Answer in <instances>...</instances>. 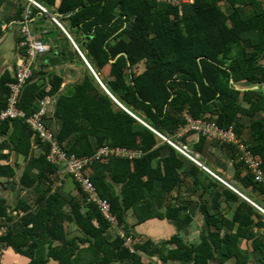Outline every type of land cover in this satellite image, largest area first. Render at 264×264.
<instances>
[{"label":"trees","instance_id":"1","mask_svg":"<svg viewBox=\"0 0 264 264\" xmlns=\"http://www.w3.org/2000/svg\"><path fill=\"white\" fill-rule=\"evenodd\" d=\"M4 1L0 0V6ZM38 1L65 23L76 42L82 40L78 41L80 51L104 87L137 118L113 101L73 46L70 52L64 49L60 53L53 47L48 57L40 60L39 70L34 67L33 77L21 91L18 108L32 117L41 102L54 100V117L61 120L57 142L68 154L91 159L89 180L99 197L109 202L117 225L105 218L75 176V194L56 183L57 166L47 158L53 142H42L25 120L5 121L0 125V177L14 179L19 165L12 166L9 159L12 153L22 157L26 165L20 186L34 191V205L44 206L33 212L26 202H18L15 210L25 213L19 220L22 229L0 236V243L28 258V264H210L222 245L226 251L221 259L246 264L248 257L241 247L255 239L252 229H240L236 237L219 240L217 232L221 229L215 232L218 221L209 212L207 219L213 231L200 244L187 245L179 235L154 243L130 233L126 215L135 210L134 224L155 218L150 206L161 201L144 200L166 197L182 184L178 170L183 163L178 152L173 147L171 155L161 159L159 137L138 119L164 134L174 133L185 122L181 115L187 111L195 119L215 120L223 128L233 125L240 135L238 115H252L261 109L258 102H253L251 109L241 108L242 93L235 85L264 84V0H195L182 9L157 0ZM23 15L19 10L20 20ZM54 32L46 35L53 43L57 41ZM65 62L82 66L80 80L68 89L56 71ZM14 83L16 75H2L0 110L6 109L8 86ZM250 93H243L245 100L252 101ZM260 137V144L250 146L264 169V135ZM116 146L142 149L145 156L134 163L115 155L110 159L99 156L102 148L113 150ZM248 171L245 177L264 185V179L257 181ZM198 173L194 168L190 175ZM157 180L163 182L160 190L154 186ZM120 181H124L122 199L115 186ZM9 210L1 199L0 228H5L3 219L12 220ZM183 211L180 207L176 215L167 216L180 231L192 221L190 216H181ZM243 216L239 212L237 221L250 223L251 219Z\"/></svg>","mask_w":264,"mask_h":264},{"label":"crops","instance_id":"2","mask_svg":"<svg viewBox=\"0 0 264 264\" xmlns=\"http://www.w3.org/2000/svg\"><path fill=\"white\" fill-rule=\"evenodd\" d=\"M35 1L44 9H46L41 3H39L38 0ZM59 2L60 0H58V3ZM19 10H23L24 18L22 20H20L18 17ZM46 11V13L41 11L38 6L34 5L28 0H5L2 3L0 6V79L5 73H10L13 77H15L17 71L22 66L27 54L26 47H23V42L26 39L24 34L25 30L29 31L36 37L44 39V43L49 47L48 53L40 55L37 59L35 70H39L40 60L44 57H48L47 54L53 51V47L55 46L59 48V53L64 49H67L68 52H70L72 46L78 52V50L75 48V45L79 48V42L82 40L78 38V41H80L76 42L74 40L75 37L72 36L71 32L69 33L66 30L65 27L67 26L65 23L62 24L59 22L63 26L62 29L54 22L52 18L53 16L56 17V15L50 14L47 9ZM33 13L35 16H31ZM44 14L48 17L44 16ZM54 25L58 26V28L65 34L67 40L62 37L61 32H59ZM50 30L55 31L54 33L57 37V41L55 43L49 40L46 36ZM80 53L82 54L81 51ZM82 56L84 57L83 54ZM262 62L264 64V57ZM71 66L73 68H71ZM67 69L69 70L68 75H71V77L67 82H70V84H66L67 78H64L66 85L65 89L76 85L80 80L82 66L75 62H65L58 65L56 71L58 74L64 77V73L67 71ZM74 75L78 76V80L76 79L75 83L72 84V76ZM99 80L101 81L100 78ZM231 84H234V80H231ZM235 89L242 93L240 97V107L244 110L251 109L253 107V102H258L262 106L261 109H258L255 114L251 115L244 113L238 115L236 123L241 126L240 135H238L234 126L231 125L234 128L235 134L239 138V141L246 145L244 147L253 151L250 145L253 146L260 144L258 137L264 135V84L252 87L235 85ZM246 91L251 92L250 100L252 101H247L244 99L243 93ZM106 93L110 95V97L118 106L121 105L113 97V95L109 93V91ZM53 103L54 100L51 99V103L48 105L50 108L47 109L45 123L54 132L55 144L59 146L60 149H62L61 145L56 140V136L58 135L61 127V120H58L54 117ZM138 120L141 121L140 119ZM141 122L149 127L153 132H155L154 130L156 129L151 125H148L143 120ZM183 123L184 122L181 124ZM259 123H261L262 126L256 127L255 125ZM181 124H179L174 130V133H160L171 138L173 141L179 144L186 145L189 149V152L197 157L199 163L193 160L191 161V159L189 160L183 156L178 149L160 138V136L155 132L159 137V146L161 145V159L169 157L171 155V148L173 147L178 152V159L183 163V166L178 170V173L182 179V184L177 190L173 191L166 197H157L155 199L154 197L152 198L150 196L148 199L144 200L161 201V203L157 206H150V211L155 218L145 223L134 224L137 222L135 210H129L126 216L128 224L132 227L130 228V233H132L134 236L142 237V239H150L154 243L166 242L171 240L174 236L179 235L187 245H198L201 243L203 238L208 237L211 231H213V227L210 226L207 219V216L210 212V214L214 215L216 221H218V225L215 226L214 229L215 232L218 229H221V232H217L219 240L225 236L236 237L238 234L237 232L240 231V229H252V231L255 233V239H257L258 242L255 243L256 245H254V242L256 241L255 239L247 240V243L243 242L241 247L242 253L244 256L248 257L246 264H264V185H257L254 182H251L248 177H245V175L249 174L250 172L248 171V166L240 161L242 149L239 147V145L220 142L195 131H189L181 136L176 135V131L179 129ZM26 125L33 132H35L27 123ZM11 133L12 131L8 134L7 140H10ZM93 143L95 144L96 141L93 140ZM119 148H124L133 152H141L142 157L137 158L139 160L145 156V152L142 149H130L126 147ZM4 152L8 153L9 151L6 150ZM39 153L40 151L37 150L36 154ZM87 157L88 156H83L81 158ZM108 159H110V157ZM124 159L131 161V163H134V161L137 160L128 158ZM9 163L12 166L17 163L19 167L17 168L18 172L14 179L9 180L5 177H0V200L4 199L6 201L7 205L10 207L9 216L12 217L11 221H6V219H3L5 228H0V236L7 234L9 231L18 232L22 229L20 228L19 220L25 213L15 210L18 202H26L29 207L31 206L30 208L33 210V212H37L41 207L44 206V204L40 206L34 205L37 197L34 191L24 190L20 186V177L22 170L26 165L24 159L22 157H16L15 153H12ZM53 165L57 166L58 180L56 183L59 186H62L66 191H75L77 189V184L73 176H70L66 173V164L60 163ZM194 168H198L199 170L197 176H192V174L190 175ZM210 171L216 173L231 186L229 187L225 185ZM117 176L118 178L122 177L121 173H118ZM120 182V184L116 183L115 186L117 187L116 190L118 191V195L122 199V191L120 188L122 187V183L124 181ZM262 183L264 184V180ZM154 186L156 189L160 190L163 187V182L161 180H157L155 181ZM43 187L46 188V185L43 184ZM229 192L234 194H229ZM75 193H77V191H75L74 194ZM257 206L259 209L261 208L263 212L259 211ZM180 207L181 209H184L181 214L182 217L190 216L192 218L191 223L188 226L183 227L181 231L178 230L179 227L174 220L167 219V216L169 215H176L177 212L175 211ZM239 212L243 213L244 218H250V223L238 222L237 216ZM73 228H75V226H73ZM118 230L119 233H124L120 228H118ZM254 246H257L258 249L254 248ZM225 251V246L222 245L221 249H219L217 253L218 258L216 257V260L212 261L210 264H237L235 259L223 260L220 258L223 255L222 253ZM28 263V258L17 254L7 244L0 243V264Z\"/></svg>","mask_w":264,"mask_h":264},{"label":"built area","instance_id":"3","mask_svg":"<svg viewBox=\"0 0 264 264\" xmlns=\"http://www.w3.org/2000/svg\"><path fill=\"white\" fill-rule=\"evenodd\" d=\"M28 1L38 6L43 12H46V10L35 0ZM157 1L170 5L172 7L182 9L185 5L193 4L195 0ZM55 22L63 29V26L57 20H55ZM24 34L26 36V39L23 42V47H26L27 54L22 66L16 73V83L9 85L10 94L8 97L7 107L4 110H0V125L5 121L25 120V122L39 134V138L42 140V142H53L51 150L47 156L48 161L52 164L65 163L66 173L72 174V176H75L74 178L80 181V183L84 187V190L88 194H90V199L95 201V203L99 205L101 212L105 216V218L108 219L112 224L117 225L116 217L111 212V206L109 202L99 197L97 191L92 186L89 180V166L92 162L91 159H89V157L78 158L76 155H69L55 144L54 132L45 123V117L47 116V107L48 105H50L51 100L46 99L45 101L41 102L38 112L32 117H27L25 113L18 108V101L21 96V91L23 87L28 83V81L33 77V69L35 67V63L37 62V59L40 55H44L49 51V47L44 43V39L32 35L27 30L24 31ZM75 47L80 53L79 48L76 45ZM80 56L82 57L81 53ZM182 119L185 120V122L179 126V129L176 131V135L181 136L189 131H195L199 134H203L211 139L218 140L220 142L237 144L242 149L241 160L245 161L248 169L253 173L255 180L262 181L264 179V169L261 166V161L253 154L252 150H248L246 147H244L246 145L239 141V138L235 134L234 128L232 126L223 128L215 120L195 119L187 111H184L182 113ZM154 131L163 140L167 141L176 149H178L183 156H185L189 160L191 159V161L193 160L199 163L197 157L189 152V149L186 145L179 144L173 141L171 138L161 134L160 132L156 130ZM102 155L106 157L115 155L128 159H137L142 157L141 152H133L119 147L113 148V150L102 148L99 156ZM213 174L217 179L219 178V180L225 185L229 187L231 186L217 174ZM257 209L263 212L262 209H259L258 206ZM129 241L130 240H128V242Z\"/></svg>","mask_w":264,"mask_h":264},{"label":"clouds","instance_id":"4","mask_svg":"<svg viewBox=\"0 0 264 264\" xmlns=\"http://www.w3.org/2000/svg\"><path fill=\"white\" fill-rule=\"evenodd\" d=\"M46 10V9H45ZM42 11V10H41ZM47 12V11H46ZM45 12V13H46ZM53 18V20H54V22H55V20H57L54 16L52 17ZM58 21V20H57ZM59 22V21H58ZM56 23V22H55ZM57 24V23H56ZM58 25V24H57ZM59 26V25H58ZM77 49V48H76ZM79 55H80V53H79ZM82 55V54H81ZM83 57V56H82ZM81 56H80V58L83 60V62H84V64H86V66L89 68V70L94 74V76H95V78L97 79L98 78V76L95 74V72L93 71V69L91 68V66H90V64L87 62V60H85V58L83 57L82 58ZM97 76V77H96ZM97 81L99 82V84L103 87V89H105V90H107L105 87H104V85L101 83V81L99 80V78L97 79ZM118 103V102H117ZM120 107H122L125 111H127L128 113H129V111L125 108V107H123L122 105H119ZM130 114V113H129ZM132 116H134L133 114H131ZM135 117V116H134ZM142 121V120H141ZM248 168V167H247ZM216 174V173H215ZM70 176H72V175H70ZM74 177V176H73ZM220 177V176H219ZM227 182V181H226ZM228 183V182H227ZM236 192H237V190H236Z\"/></svg>","mask_w":264,"mask_h":264},{"label":"rangeland","instance_id":"5","mask_svg":"<svg viewBox=\"0 0 264 264\" xmlns=\"http://www.w3.org/2000/svg\"><path fill=\"white\" fill-rule=\"evenodd\" d=\"M76 48V47H75ZM71 68H73L72 66H71ZM70 68V69H71ZM68 72H69V70L67 69V71H65V73H64V78H67V80H66V84H70V82L69 83H67L68 81H69V78L71 77V75H68ZM80 72V71H79ZM79 72H77V73H79ZM106 74H107V71H106ZM76 76L77 75H74V76H72L73 78H72V80H73V82H71L72 84H74L75 83V80L77 79L78 80V76H77V78H76ZM71 80V81H72ZM146 260H147V258H146Z\"/></svg>","mask_w":264,"mask_h":264},{"label":"water","instance_id":"6","mask_svg":"<svg viewBox=\"0 0 264 264\" xmlns=\"http://www.w3.org/2000/svg\"><path fill=\"white\" fill-rule=\"evenodd\" d=\"M112 62H114V61H112ZM105 90V89H104ZM106 92H108L107 90H106Z\"/></svg>","mask_w":264,"mask_h":264}]
</instances>
